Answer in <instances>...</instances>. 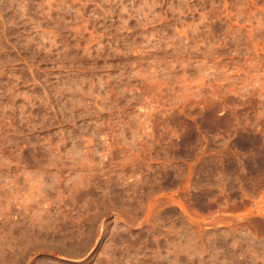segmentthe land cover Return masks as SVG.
Returning <instances> with one entry per match:
<instances>
[{
  "label": "rangeland",
  "instance_id": "obj_1",
  "mask_svg": "<svg viewBox=\"0 0 264 264\" xmlns=\"http://www.w3.org/2000/svg\"><path fill=\"white\" fill-rule=\"evenodd\" d=\"M0 264H264V0H0Z\"/></svg>",
  "mask_w": 264,
  "mask_h": 264
}]
</instances>
